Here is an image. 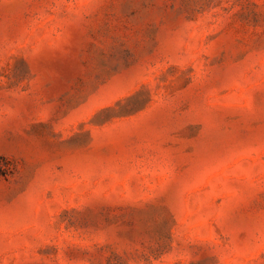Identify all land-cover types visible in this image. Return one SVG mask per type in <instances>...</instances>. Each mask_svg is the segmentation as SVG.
<instances>
[{
    "label": "rangeland",
    "instance_id": "obj_1",
    "mask_svg": "<svg viewBox=\"0 0 264 264\" xmlns=\"http://www.w3.org/2000/svg\"><path fill=\"white\" fill-rule=\"evenodd\" d=\"M0 264H264V0H0Z\"/></svg>",
    "mask_w": 264,
    "mask_h": 264
}]
</instances>
